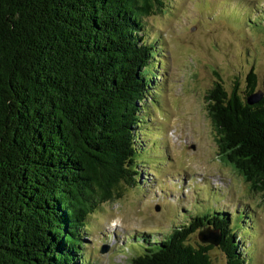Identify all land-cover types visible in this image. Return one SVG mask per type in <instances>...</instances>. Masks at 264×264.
<instances>
[{"label":"trees","instance_id":"16d2710c","mask_svg":"<svg viewBox=\"0 0 264 264\" xmlns=\"http://www.w3.org/2000/svg\"><path fill=\"white\" fill-rule=\"evenodd\" d=\"M163 4L0 0V264H100L83 236L101 204L141 183L137 128L161 94L144 19ZM247 82L245 97L216 82L208 111L220 156L264 197V81L251 69ZM189 216L157 242L141 232L131 264H213L214 244L189 241L208 226L227 264L250 263L235 216Z\"/></svg>","mask_w":264,"mask_h":264},{"label":"rangeland","instance_id":"374dc122","mask_svg":"<svg viewBox=\"0 0 264 264\" xmlns=\"http://www.w3.org/2000/svg\"><path fill=\"white\" fill-rule=\"evenodd\" d=\"M163 1L144 19V31L156 38L154 73L161 77L150 90L161 94L142 115L150 116L147 123L137 128L144 143L137 154L142 184H123L119 198L89 216L85 252L96 263L131 264L146 247L141 232L157 242L190 221V214L220 209L235 216L249 264H264V197L220 156L208 111L216 82L245 97L252 69L262 85L264 0ZM198 232L191 243H202ZM106 244L109 251L102 252ZM209 253L213 264H227L218 245Z\"/></svg>","mask_w":264,"mask_h":264},{"label":"water","instance_id":"95a60500","mask_svg":"<svg viewBox=\"0 0 264 264\" xmlns=\"http://www.w3.org/2000/svg\"><path fill=\"white\" fill-rule=\"evenodd\" d=\"M263 97V92L261 90L256 91L254 93H251L248 97L247 100L250 104H253L255 102H258L261 98ZM211 227H205L199 230L198 232V237L200 241L206 243L209 242L214 245H219L220 244V233L219 230H211ZM102 252H108L109 251V245H103L101 248Z\"/></svg>","mask_w":264,"mask_h":264}]
</instances>
